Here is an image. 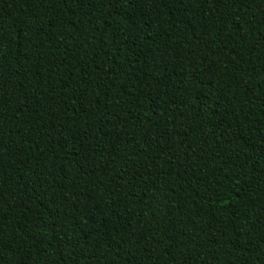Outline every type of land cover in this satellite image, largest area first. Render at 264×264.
<instances>
[{
    "label": "trees",
    "instance_id": "obj_1",
    "mask_svg": "<svg viewBox=\"0 0 264 264\" xmlns=\"http://www.w3.org/2000/svg\"><path fill=\"white\" fill-rule=\"evenodd\" d=\"M0 264H264V0H0Z\"/></svg>",
    "mask_w": 264,
    "mask_h": 264
}]
</instances>
